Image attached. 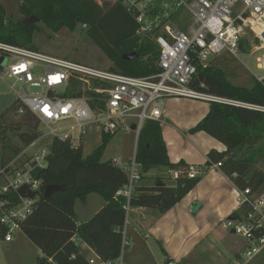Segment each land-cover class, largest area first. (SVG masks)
Returning a JSON list of instances; mask_svg holds the SVG:
<instances>
[{
	"label": "trees",
	"instance_id": "obj_1",
	"mask_svg": "<svg viewBox=\"0 0 264 264\" xmlns=\"http://www.w3.org/2000/svg\"><path fill=\"white\" fill-rule=\"evenodd\" d=\"M19 1L18 11L23 18L17 22L7 18L0 1V41L36 49L31 45L36 22L44 23L53 32L62 28L73 31L80 27L108 57L113 70L135 77H149L158 72L157 46L148 38L136 36L137 24L122 5H100L95 0ZM26 18H31L30 23H23ZM250 41L247 38L241 40V53L250 51ZM251 43L257 44L258 40L253 39ZM129 53L139 55L124 59L123 55ZM211 61L206 66L196 63L190 83L192 88L232 101L264 106V82L253 77L249 86L237 85L222 67ZM209 104L206 115L189 132L203 131L221 142L225 150L209 151L205 165L198 167L220 162L221 171L237 189L264 191V165H259L264 163V112L232 103ZM20 108L14 101L0 113V168L7 166L41 136L38 119L26 109L18 112ZM11 115L19 116L18 120H11ZM9 132L16 140L8 135ZM113 136L102 134L100 144L88 155L83 154L81 146L73 147L68 141L55 137L51 139L46 165L34 175L43 181V190L47 185L60 189L48 198L43 197L42 191L32 212L20 224L21 233L43 255L44 261L38 264H90L76 237L102 259H115L119 255L126 200L116 192L127 182V175L110 160H102ZM135 161L143 174L159 166L172 172L188 167L182 160L170 162L157 120L144 122L136 141ZM201 177L189 178L184 170L174 178L173 184H166L161 178H157L152 187L138 184L130 206L163 214L183 199ZM92 193L100 196L105 206L90 221L78 223L74 204L77 200L86 203ZM5 197L17 200L15 193H6ZM4 234L5 228L0 224V238Z\"/></svg>",
	"mask_w": 264,
	"mask_h": 264
},
{
	"label": "built area",
	"instance_id": "obj_2",
	"mask_svg": "<svg viewBox=\"0 0 264 264\" xmlns=\"http://www.w3.org/2000/svg\"><path fill=\"white\" fill-rule=\"evenodd\" d=\"M95 1L100 5L120 4L133 16L137 24L136 36L148 38L157 46L159 70L155 75L129 76L0 41V57L7 58L6 62H0V87L20 104L18 112L28 110L51 139L66 140L73 147H83L84 138L89 134L135 132L133 156L125 167H120L127 175V182L116 192L126 200L124 210L127 215L133 191L143 174L135 161L136 141L146 120H163L161 106L164 99L232 103L264 112V106L232 101L190 86L196 63L206 66L222 55L237 57L243 38L258 40L257 44L250 41V51H263L256 63L264 70V0ZM183 9L191 16L185 30L171 23ZM256 78L264 82V76ZM37 140L28 147L36 146ZM47 153L48 145L31 153L19 166L10 162L0 168V194H4L0 198V224L5 228L0 242H11L21 233V222L32 212L43 191V181L34 173L45 167ZM110 161L115 166L119 163L117 158ZM220 165V162L209 167L188 165L173 172L172 176L176 178L184 170L189 178L203 176L207 170L219 169ZM22 186L38 194L21 197L17 190ZM6 193H15L17 200L6 198ZM236 199L237 211L224 220L223 225L243 240V260L229 264H247L264 250V191L238 189ZM126 237L125 219L119 255L115 259H102L95 253L89 263L124 264Z\"/></svg>",
	"mask_w": 264,
	"mask_h": 264
},
{
	"label": "crops",
	"instance_id": "obj_3",
	"mask_svg": "<svg viewBox=\"0 0 264 264\" xmlns=\"http://www.w3.org/2000/svg\"><path fill=\"white\" fill-rule=\"evenodd\" d=\"M209 105L208 102L190 98H167L162 101L163 120L159 122L170 162L182 160L186 165L204 166L209 151L225 150L221 142L207 133L189 132L206 115ZM165 173L168 179L161 180L166 184H173V172L167 169ZM147 174L145 173V177ZM157 178L159 177L155 176L147 182L143 178L139 186L152 187ZM237 190L220 168H211L183 199L165 213L159 214L145 207H133L132 224L135 225L133 227L139 229L138 233L144 236L145 243L149 238H154L167 258L165 263H173V257L181 261L187 259L188 264H229L242 261L243 256L240 252L244 245L243 240L238 236L237 238L223 225V221L237 211ZM96 195L95 193L88 195L86 203L79 207L80 210L77 209L75 202L74 210L78 223L90 221L104 208L105 202L102 198L99 200ZM91 202L95 205L91 206ZM195 203H198V206L193 210ZM87 207L91 208L86 211ZM191 210L199 213L197 216H191L195 222L188 220ZM183 230L185 237L181 234ZM184 239L192 240L189 248L186 245L185 250L174 242ZM75 240L81 246L87 260L95 258L96 254L89 245L80 242L78 237ZM263 261L264 250L247 264L264 263Z\"/></svg>",
	"mask_w": 264,
	"mask_h": 264
},
{
	"label": "rangeland",
	"instance_id": "obj_4",
	"mask_svg": "<svg viewBox=\"0 0 264 264\" xmlns=\"http://www.w3.org/2000/svg\"><path fill=\"white\" fill-rule=\"evenodd\" d=\"M0 1L5 7L8 19L17 22L23 18L18 11L20 4L19 0ZM190 18V13L186 9H183L177 16H174L171 19V23L180 29L185 30ZM35 26L36 29L32 36L31 45L39 51L101 69H112V63L108 57L88 38L85 31L80 27H77L73 31L62 28L58 32H53L42 22H36ZM262 52L263 51H258L253 53L252 51H249L248 53H240L237 57L222 55L212 59L211 62L216 66L222 67L233 83L249 86L252 83L253 77L264 76V70L259 69L256 63V58ZM6 61V57H0L1 63ZM14 100L15 98L11 93L5 88L0 87V113L5 111ZM18 118L19 116L17 115H11V120L15 121L18 120ZM39 130L41 132V137L37 140V145L24 148L18 156L11 159L13 166L21 165L24 161L29 159L31 153L37 152L41 147L49 145L51 137L47 135L46 129L40 124ZM8 135L11 136L13 140H16V137L12 132H9ZM100 139L101 135L99 133L86 136L83 143V154H90L100 144ZM134 145L135 132L126 131L117 133L108 143L103 153L102 160L105 161L111 158H117L119 160L117 166L125 167V164L130 161L133 156ZM259 165L262 166L264 163H260ZM161 172H163V174ZM164 172H167V168L159 166L149 170L146 177L145 174H143L142 177L145 178L146 182L154 179L155 176L167 180L168 177ZM153 173H156V175H152ZM96 196L99 200H102L101 197L98 195ZM82 205L83 203L79 200L76 201L78 210H80L79 207ZM93 205H95V203L91 202V206ZM89 208L91 207H87L86 211L89 210ZM132 212L133 207H130L127 215L125 212V219L127 221V242L123 251L124 264H165L167 258L161 249V246L155 242L153 237L149 238V240L146 241L147 243H145L146 239L142 234L140 235L138 233L139 229L133 227L135 225L132 224ZM198 214V211L191 210V215L188 218L189 222L190 220H195L192 219L191 216H197ZM175 219H177V217H175ZM181 232L182 237H185V230ZM233 235L235 234L233 233ZM80 242L83 241L80 240ZM174 242L177 243L178 246H182V249L185 250L186 245L189 248L192 240L184 239ZM240 253L243 254V252ZM41 258H43L41 251L24 237L22 233L17 235L11 242H0V264H38ZM173 263L188 264L189 262L187 259L181 261L179 258L173 257ZM251 264L264 263L252 262Z\"/></svg>",
	"mask_w": 264,
	"mask_h": 264
},
{
	"label": "water",
	"instance_id": "obj_5",
	"mask_svg": "<svg viewBox=\"0 0 264 264\" xmlns=\"http://www.w3.org/2000/svg\"><path fill=\"white\" fill-rule=\"evenodd\" d=\"M30 21H31V18H26V19L23 20V23L24 24H28V23H30ZM138 55H139L138 53H129V54L123 55V58L124 59H133L134 57H137ZM134 127L135 126L133 125L132 128H134ZM57 189H60V188H58L57 186H54V185L45 186L44 190H43V193H42L43 197L44 198H48ZM17 193L21 197H35L38 194L37 192L30 191L27 186L20 187L17 190ZM3 197H4V194H0V198H3ZM197 206H198V203H195L193 210H195ZM43 261H44V259L41 258V260L39 262L42 263Z\"/></svg>",
	"mask_w": 264,
	"mask_h": 264
},
{
	"label": "snow or ice",
	"instance_id": "obj_6",
	"mask_svg": "<svg viewBox=\"0 0 264 264\" xmlns=\"http://www.w3.org/2000/svg\"><path fill=\"white\" fill-rule=\"evenodd\" d=\"M47 111V109H45Z\"/></svg>",
	"mask_w": 264,
	"mask_h": 264
}]
</instances>
